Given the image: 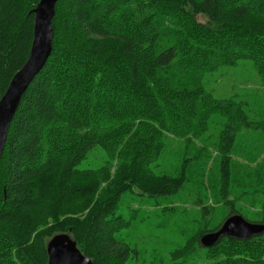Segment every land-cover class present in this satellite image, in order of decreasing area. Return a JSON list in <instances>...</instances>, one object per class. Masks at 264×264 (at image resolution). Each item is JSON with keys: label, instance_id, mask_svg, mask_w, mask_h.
Here are the masks:
<instances>
[{"label": "trees", "instance_id": "obj_1", "mask_svg": "<svg viewBox=\"0 0 264 264\" xmlns=\"http://www.w3.org/2000/svg\"><path fill=\"white\" fill-rule=\"evenodd\" d=\"M39 2L0 0V100L29 59ZM53 29L52 55L21 100L0 162V264H48L47 245L61 233L92 264H128L131 248L116 234L127 224L116 216L121 194L166 197L183 182L148 173L167 133L202 135L217 111L232 134L264 128L234 99L168 74L250 60L264 83V0H60ZM97 146L121 169L81 217L88 196L78 166ZM221 224L200 228L169 264H264V231L203 247L201 237Z\"/></svg>", "mask_w": 264, "mask_h": 264}, {"label": "rangeland", "instance_id": "obj_2", "mask_svg": "<svg viewBox=\"0 0 264 264\" xmlns=\"http://www.w3.org/2000/svg\"><path fill=\"white\" fill-rule=\"evenodd\" d=\"M199 20L208 23L202 16ZM175 69L168 73L175 84L183 81L193 86L196 80L200 81L207 93L219 100L234 99L249 119L264 124V83L252 61H238L234 66H222L203 75ZM217 112L211 115L202 135L177 137L168 132L165 148L148 168L157 182L165 177L183 178L175 195L150 196L138 188L121 194L116 216L127 224L116 234L131 248L128 264H169L173 252L200 228L216 229L236 211L250 222L264 216V185L259 180V176L264 177V128L243 127L232 134V130H225L226 118ZM227 137L231 138L230 143L225 141ZM78 169L81 174L76 184L86 190L82 195L88 196L80 213L86 217L99 195L110 190L109 184L118 177L121 164L109 151L97 146ZM224 169L229 172L228 178L223 175ZM106 198L104 195L101 200ZM206 207L209 213L205 212Z\"/></svg>", "mask_w": 264, "mask_h": 264}, {"label": "water", "instance_id": "obj_3", "mask_svg": "<svg viewBox=\"0 0 264 264\" xmlns=\"http://www.w3.org/2000/svg\"><path fill=\"white\" fill-rule=\"evenodd\" d=\"M59 1L40 0L34 10V38L29 59L14 76L0 100V112L2 113L0 116V162L5 150L10 126L21 100L52 55L54 40L53 19L56 15V5ZM27 67H30V70L25 76L24 73ZM262 231H264V223L250 222L244 216L235 214L231 217L229 216L219 230L204 234L200 242L203 247L211 248L216 245L221 236L248 239ZM47 253L48 264H92L91 259L79 250L77 242L67 233L54 236L47 245Z\"/></svg>", "mask_w": 264, "mask_h": 264}, {"label": "bare ground", "instance_id": "obj_4", "mask_svg": "<svg viewBox=\"0 0 264 264\" xmlns=\"http://www.w3.org/2000/svg\"><path fill=\"white\" fill-rule=\"evenodd\" d=\"M32 61H33V60H32ZM31 66H33V65H31ZM28 70H30V67H29V68L27 67V70H26L25 73H24L25 76H26V73L28 72ZM23 78H24V77H23ZM19 79H20V78H19ZM19 79H18V80H19ZM16 82H17V81H16ZM18 82H19V81H18ZM16 85H17V83H16ZM14 86H15V85H14ZM1 114H2V113L0 112V116H1ZM0 118H1V117H0Z\"/></svg>", "mask_w": 264, "mask_h": 264}]
</instances>
